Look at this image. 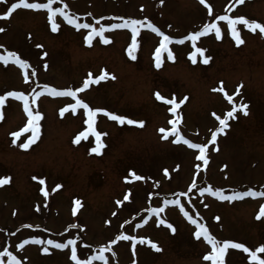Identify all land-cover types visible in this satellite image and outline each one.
<instances>
[{"label":"rangeland","instance_id":"374dc122","mask_svg":"<svg viewBox=\"0 0 264 264\" xmlns=\"http://www.w3.org/2000/svg\"><path fill=\"white\" fill-rule=\"evenodd\" d=\"M16 0H0V15ZM41 2L46 0H29ZM66 11L77 16L81 23L101 25L120 23L121 18L151 21L165 34L175 39L169 44L174 60L162 54V66L155 67L154 51L162 39L151 29L140 27L138 46L133 60L128 55L131 29H107L105 44L101 37L85 41L89 29H77L57 14L58 31L51 30L46 9H16L10 17L0 18V54L16 52L29 62L28 81L25 69L13 60L0 61V178L8 177L0 185V252L7 248L21 260V264H75L71 260V246L56 249L32 242L33 237L65 243L76 239L80 259L105 251V261L92 264H211L204 255L211 251L203 237L194 235L196 225L184 215L187 211L199 223L205 224L219 240L230 239L244 243L253 251L264 244V217L257 218L264 197H243L228 201L210 193L199 192L200 187L222 189L226 195L253 189L264 191V33L236 25L245 41L237 46L227 21L216 20L217 15L233 18L243 15L264 23V0H64ZM212 6L209 15L207 5ZM54 7H62L56 0ZM91 14V15H89ZM215 21L222 36L208 33L195 42L180 38L199 31L205 23ZM139 27V26H138ZM37 45H43L42 48ZM195 47L206 49L208 64L197 53L196 63L190 53ZM47 53V55H43ZM45 64L47 67L45 68ZM32 69L36 75L32 76ZM106 71L110 75L99 83H92L76 97L53 96L43 85L58 91L83 85L89 73L93 77ZM114 75L115 79L111 76ZM229 95L242 85L235 104L247 105V114L237 109L229 118L224 133L218 134L215 145L206 150L207 165L196 159L198 149H191L175 135L162 139L160 128H171V120L179 119L180 134L194 143H207L211 132L219 127L221 118L233 103L223 93L213 91L220 82ZM9 91L24 92L29 108L40 111L37 122L39 136L27 149L19 144L34 137L28 126L23 100L7 97ZM159 91L167 99H188L175 113L171 105L155 98ZM40 92V96H33ZM76 98L90 107L104 108L117 115L144 121L141 125H121L105 113H97L94 127L106 133V145L101 154L91 153L95 136L74 143L75 137L88 125L86 110L71 108L60 115L59 110L74 104ZM35 99V103L32 100ZM17 135L13 136L12 134ZM13 140L16 142L13 143ZM218 149V150H217ZM196 164H200L199 171ZM179 166V167H177ZM226 166V167H225ZM164 169H168L165 174ZM143 176L132 177L131 171ZM44 179V185L39 179ZM127 177V179H125ZM195 183L196 188L191 185ZM56 184L62 187L55 192ZM45 187L49 195L40 191ZM187 193V195H182ZM129 195L127 201L123 200ZM81 201L80 206L75 200ZM179 199L180 205H165V200ZM123 201L117 204L116 201ZM183 205V211L181 210ZM37 206H39L37 208ZM73 207L77 212L73 215ZM150 208H163L160 213ZM115 213V215H113ZM220 217L217 221L215 217ZM163 219L171 223L173 233ZM31 225V227H29ZM78 225V227H73ZM120 233L144 237L158 244L160 251L139 239L118 240ZM28 240L23 248L19 245ZM264 258V253H258ZM3 264H10L7 255L0 256ZM224 264H258L242 249L226 250Z\"/></svg>","mask_w":264,"mask_h":264},{"label":"snow or ice","instance_id":"6c2138e0","mask_svg":"<svg viewBox=\"0 0 264 264\" xmlns=\"http://www.w3.org/2000/svg\"><path fill=\"white\" fill-rule=\"evenodd\" d=\"M6 2V0H5ZM161 3H164V0H160ZM56 3V0H46V2L41 3V2H29V0H16V2L12 3L10 7L7 8V11L3 12L2 15H0V18L6 19L11 16V14L16 10L21 7L25 9H35V10H40V9H46L47 10V15H48V20L51 22V30L53 32L58 31L59 25L56 22V17L57 14L62 16L65 21L69 25H74L75 28L77 29H89L90 31L88 32L87 36L85 37L86 43L89 45L92 43L93 37L99 36L103 40L105 44L109 43V38L104 35L105 31L107 29H118V28H124V29H131V44L128 47V55L135 60L137 57L134 54L135 50L137 49L138 42H137V35L139 34V28L140 27H145L148 29H151L153 32L157 33L162 39L160 40L159 46L155 48L154 51V59H155V67L160 68L162 66V54L167 53V59L168 60H174V54L172 50L169 48V44L173 42L175 39L173 36L165 34V32L161 31L160 28H158L155 24H153L151 21H148L145 23V20H147V17L144 18V20H139V19H132V18H121L120 23H110L106 25H101L99 28L95 27L91 23H81L79 21V18L77 16L70 15L66 9L68 8V5L64 3V0H59V3L62 5V7H54L53 5ZM201 3H206V0H201ZM236 4H241L243 3V0H235ZM208 8V13L209 15H212V6L209 4L207 5ZM91 15V14H89ZM216 20L220 21H227L228 22V27L231 31V35L235 40V43L237 46L242 45L245 41L242 39L239 30L237 29L236 25L238 23H242L244 27L250 29L253 32H256L258 29L260 33H264V23H260L255 19L249 20L245 18V16L240 15L235 18L229 15H217L215 17ZM139 26V27H138ZM4 31L3 28H0V32ZM215 32V36L217 39H220L222 36L221 33V28L217 25L215 21L212 23H205L202 27L201 30L199 31H194L189 33L188 35L180 38L177 42L183 43L185 40H192L195 42L198 38L207 35L208 33ZM37 47L42 48L43 45H37ZM0 48H3V45H0ZM206 52V49L201 48V47H195L194 46V51L190 53L191 59L193 63H196V56L197 53H199L203 57V63L208 64L211 60L210 56L204 55ZM43 55H47V53H44ZM9 60H13L16 64H18L22 69H25V75L24 79L25 81H28L29 79V74L27 72V69L31 67L29 62L25 59H21L20 56L14 52V51H6L5 53L0 54V61H3L5 64L9 62ZM47 65L45 64V68ZM32 76L36 75L35 69H32L31 72ZM110 74L107 73L106 71L102 72L100 75L93 77L91 73H89L88 77L84 80L82 87L76 88L75 90L71 88H67L64 90H57L55 87H49L48 85H43L44 88H46L53 96H70V97H76L78 92H82L84 89H87L90 84L92 83H99L102 80H105L108 78ZM112 79H115V76H111ZM220 87L213 89V91H219L224 94L226 99L233 103V107L230 111H228L223 118L218 116L215 112L212 113L213 116L216 117V119L219 121V127H217L214 131L211 132V138L208 140L207 143H194L189 139H186L183 135L180 134L179 129L176 127V124L179 123V119L171 120L169 123L172 125L171 128H160L159 132L162 133V139H168L170 135H175V142H183L185 145L190 147L191 149H198L199 154L197 155L196 159L198 161H203L205 165L208 163V157L206 155V150L208 149L209 145H215L217 142V137L218 134L224 133V130L229 127L228 120L229 118H235V113L237 109H240L244 111V114H247V105L244 103L240 104H235L233 101V96L234 95H239L240 89L242 85L237 86L235 93L233 95H229L226 91L225 88L223 87V82H220ZM40 92H34L33 96H40ZM155 98L160 101H165L167 104L171 105L169 108V111L172 113H175L178 108L182 104L185 103V101L188 99L187 96L184 98L180 99L177 101V98L175 95L171 99H167L163 95L160 94L159 91H156L154 93ZM7 97H14L19 100H23V106L24 110L27 112L28 116V126L32 128L34 137L29 138L28 142L21 143L19 144V147L27 149L31 143L35 142V139L38 138L39 136V130L40 126L37 123L41 119V112L40 111H35L31 110L29 108V99L25 96L24 92H19V91H9L6 93ZM5 102V96L0 95V106H2ZM32 103H35V99L32 100ZM71 108L73 112L77 108H83L86 110V115H87V120L85 123L88 125L87 129L85 131H81L74 139V143H80L81 139H87L88 134L91 133L95 136V146L91 147L90 152L95 153V154H101L102 149L106 146L104 142L102 141V136L106 135V133L97 131L96 128L94 127L95 124V117L97 113H105L109 118H111L114 121L119 122L121 125L127 123L129 125H141L143 126L144 121H138L135 119H130L124 115H117L113 112L107 111V109L104 108H93L90 107L84 100L76 98L74 104H70L65 108H61L59 110L60 115L63 116L68 109ZM13 136L17 135L16 133L12 134ZM16 141L13 140V143ZM218 150V149H217ZM179 167V166H177ZM196 170L199 171L201 168L200 164H196ZM226 167V166H225ZM131 171V170H130ZM165 174L168 173V169H164ZM131 175L134 179L136 180H143V176L137 175L134 171H131ZM34 180L39 179V183L41 185H44L45 181L44 179L38 178V177H33ZM127 179V177L125 178ZM9 178L8 177H3L0 178V185H4L8 182ZM62 187L61 184H56L55 187L52 189L53 192H55L57 189H60ZM192 189L196 188V184L193 183L191 185ZM40 191L43 193L45 197L49 195L48 191L46 190L45 187H41ZM199 192L201 194L203 193H210L212 196H217L219 197L220 200H236L240 199L243 197H264V191H255L253 189H248L246 191H240V192H234L230 195H226L222 189H213L212 187H200ZM182 195H187V193H182ZM129 199V195H125L123 197L124 201H127ZM116 203L122 204L123 201L117 200ZM180 200L179 199H171V200H165L164 204L165 205H180ZM75 205L80 206L81 201L79 199L75 200ZM39 206H37L38 208ZM181 210L183 211V205H181ZM149 212L152 213H160L163 212V208H150L148 209ZM73 215L76 214L77 208L73 207L72 209ZM115 215V213H113ZM184 215L188 218L189 221H191L192 224L196 225V231L194 233L195 237L199 239L200 237H203L204 240L211 245V251L207 252L203 259L205 261H211V264H224V257L226 250L229 249L230 247L233 249H242L245 253H249V259L255 262H258V264H264V258H261L258 253H264V244L260 245L258 248L253 251L249 247H246L244 243H238L234 242L233 240L230 239H224V240H219L217 239L214 235H212L208 229V227L203 224L199 223L196 219L193 218L192 215H190L187 211H184ZM260 217H264V205H261L260 207V212L257 216L259 219ZM215 219L218 221L220 217H215ZM161 224H167L168 228L174 233L176 231L175 227L171 224L168 223L166 220L161 219L159 221ZM31 227V225H29ZM73 227H78V225H73ZM130 240L133 241V248H135V242L137 239H139L140 244L147 243L151 245V247L157 251H160L161 249L159 248L158 244L154 243L151 239H146L144 237H139L137 238L136 236H127L124 235V233H120L115 239L111 240V244L117 243L118 240ZM32 242L36 244H41L45 245L43 247V251L47 253L49 251V248L47 247L48 245L54 246L56 249H66L69 246H71V260L75 262V264H92L94 260H100V261H105L106 262V257L104 255L105 251H110V249H105L103 246H101L99 253L94 254L92 256H89L87 259H80L77 255V247H76V239H68L65 243H60L57 240L54 239H48L47 241L40 240L37 237L32 238ZM29 243L28 240H24L19 247L23 248L24 244ZM7 255L8 260L10 264H21V260L17 258L16 255H13L12 252H9L7 248L3 249V252H0V256ZM0 264H3V261H0ZM133 264H135V261H133Z\"/></svg>","mask_w":264,"mask_h":264}]
</instances>
